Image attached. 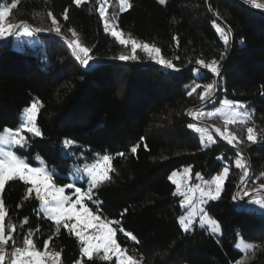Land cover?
Listing matches in <instances>:
<instances>
[{
	"label": "trees",
	"instance_id": "obj_1",
	"mask_svg": "<svg viewBox=\"0 0 264 264\" xmlns=\"http://www.w3.org/2000/svg\"><path fill=\"white\" fill-rule=\"evenodd\" d=\"M104 1L84 0L78 5L74 0H0L5 7L15 3L13 14L34 32L32 38L18 41H13L15 34L0 38V132L16 128L22 110L39 100L36 122L42 135L24 133L27 146L18 151L30 164L38 165L39 157L48 168L69 176L68 169L98 155L112 156L109 179L93 189L94 198L102 202L100 212L91 202L87 206L109 220H120L137 238L133 241L117 228L118 245L137 264H264V209L251 206L250 198L235 203L232 197L243 174L236 159L242 158L247 169L248 161L250 165L236 200L243 196L242 190L254 191L264 181V12L252 8L250 0H209L217 18L207 0H166L164 5L158 0H129L124 10L115 6L116 29L160 49L159 56L174 65L165 69L146 53L136 52L137 60L117 59L132 53L104 31L98 12ZM49 12L58 22L59 35ZM217 27L228 37L227 45ZM227 28L233 34L232 44ZM71 40L88 47L103 69L86 72L68 47ZM198 59L220 63V87L215 104L194 108L190 117L186 109L201 102L203 87L192 95L188 92L197 83L216 80L196 64ZM221 97L250 109L246 124L255 132V142L238 130L236 143L230 145L216 134L217 140L204 146L188 127L200 109L214 107ZM134 145H139L135 154ZM121 152L123 156L117 155ZM225 163L229 172L219 198L204 203L220 233L213 234L196 221L185 231L179 223L185 212L182 195H174L169 174L189 165L195 183L197 173L210 179ZM27 189L28 184L14 179L1 191L4 234L11 236L8 247L31 239L38 251L59 252L58 264H73L81 256V242L63 224L57 232L55 221L40 213L39 200ZM239 238L252 243L246 253L236 248ZM103 257L95 253L82 261L116 262L114 257Z\"/></svg>",
	"mask_w": 264,
	"mask_h": 264
},
{
	"label": "snow or ice",
	"instance_id": "obj_2",
	"mask_svg": "<svg viewBox=\"0 0 264 264\" xmlns=\"http://www.w3.org/2000/svg\"><path fill=\"white\" fill-rule=\"evenodd\" d=\"M75 3L79 5L80 0H74ZM121 5H123L126 0H120ZM158 3L161 5L166 4V0H158ZM250 3L254 8L264 9V4L257 3L256 0H250ZM12 7H16V4L13 3ZM123 10V8L121 9ZM67 9H65V19H67ZM7 15V9L4 8L0 10V22H2ZM49 17H52V13H48ZM100 16L104 19V31L109 33L116 38V40L121 45H127L131 43L132 45V56L120 55L117 59L121 61L128 60H137L136 55L137 48H141L151 59L164 66L165 69H172L174 65L172 62L164 60L163 58H157L160 54V49L156 47H150L148 44L138 45L135 40L129 41L122 38V33L116 30L115 24H110L107 16L105 15V9L100 8ZM51 23L56 26L53 31L56 34H60L61 29L58 26L56 18L52 17ZM14 28L22 29V31L13 32ZM41 29H35V32H40ZM217 31L221 36L224 37V44H228V37L224 34V31L217 27ZM7 35L15 34L19 37H32L34 32L29 29L26 25H9L7 28L3 27L0 24V38H3ZM75 35V33H73ZM175 39V37L173 38ZM68 47L72 50V55L81 65L85 67L86 72H93L103 69V64L94 59L90 54L91 50L88 47L83 46L77 40H71L68 42ZM155 53V55H154ZM223 59V55L221 56ZM197 65H200L203 69H206L208 72L212 73L215 77H219L221 73V66L217 60H212L210 63L205 62L202 59L196 61ZM201 73L197 72L195 74L196 78H200ZM203 87V91L199 93V97L202 103L204 104H215L216 102V92L219 90L220 84L219 80L216 79L212 83H207L201 85L197 83L194 87L191 88V91L188 92V95L195 93L198 88ZM223 105L231 113V118L225 120V124L235 121V118L240 115L236 111L238 105H234L233 102L225 99L222 101ZM242 107V105L240 106ZM40 108L39 100L32 102L31 106L24 109V117L22 120L21 126L16 129L5 128L3 133H0V191L4 190L5 184L7 181L14 179H19L25 184H30L31 187L27 189V192L31 194L35 191L36 198L42 202L45 213L48 218L55 221L57 232L60 231V226L63 224L68 231L75 232V235L81 241V255L82 257H87L92 259L94 252H99L101 249L104 252V259L109 260L111 256L109 253L116 257L115 264H137L136 258L132 255L127 254V250L121 248L117 243L116 231L117 228L120 232H123L125 236L130 237L133 241H136V237L130 232L126 231L121 225L120 220H109L107 217H104L101 213L100 215L94 214L93 211L87 206L89 202L96 206V212H100L102 202L94 198L93 189H96L98 185L109 179V172L111 168L112 156L105 154L101 158L95 159L91 164L84 165L83 169H77V171L72 172L71 169L68 171L71 173V176L61 175L57 172L55 168H42V167H33L30 166V162L27 158L22 157L18 154V151H23L27 146V138L22 133L33 134L36 137L42 135L41 129L37 126V114ZM211 115V113H208ZM190 129H194L197 132L206 131L205 129L199 128L196 124L190 123L188 125ZM216 133L223 139H225L229 144H233L238 138L231 132L227 134L221 129L217 128ZM248 140L255 142V137L253 135V129L248 128ZM143 139V137H141ZM207 139L209 141L213 140L211 135H208ZM7 146H15L17 151L11 150ZM139 145H134L131 148V152L135 154ZM117 155L123 156L124 153H117ZM239 156V153L237 154ZM64 158H67V155H64ZM235 165L238 168L243 169V176H241V181L245 182V177L249 176L248 169L246 165L242 162V158L235 160ZM103 169V171H99ZM185 174L190 172V168L186 167L183 169ZM229 172L228 167H224L223 174H218L214 178V188L211 184L205 189L200 185H197V190L200 191L202 203H207V201H214L219 198L221 193V186ZM177 176V172L173 171L169 176V180H172L174 184L177 185V191L174 195H183L180 192L179 183L173 179ZM197 178H200V174H196ZM39 178V182H37ZM187 179V176L185 177ZM69 181L68 183L59 184L58 181ZM87 183V190L82 191L84 183ZM79 185V186H77ZM74 192L72 195L65 194V190H72ZM261 189H264V185H260ZM243 191V196L240 197L242 200L243 197L249 196V192ZM204 197H207V200H204ZM237 197L234 196L233 200H236ZM187 202V198L184 201H181L183 206ZM249 203L258 204L261 208H264V200L255 199L250 200ZM243 205H238V208H243ZM127 211V210H125ZM204 212L203 209H201ZM249 211H252L249 209ZM4 210L2 207V201H0V221L4 220ZM206 216L207 213L204 212ZM75 223H72V221ZM179 223L183 226V229L187 231L193 223V214L190 213L187 217L180 216ZM115 225L116 227L110 226ZM80 226V230L77 231V227ZM12 226L9 225V230L11 231ZM3 225L0 224V246L4 245L7 242V239H10L9 235L6 237L4 234ZM25 243L31 248L33 246V241L31 239H26ZM48 242L45 241V246L47 247ZM22 250L16 249L13 253V264H17L15 257ZM26 256L29 258H36V264H40L39 258L41 253L39 251H26ZM60 253H55V258L59 261ZM3 255H0V261H3ZM75 264H81L80 260H77Z\"/></svg>",
	"mask_w": 264,
	"mask_h": 264
},
{
	"label": "rangeland",
	"instance_id": "obj_3",
	"mask_svg": "<svg viewBox=\"0 0 264 264\" xmlns=\"http://www.w3.org/2000/svg\"><path fill=\"white\" fill-rule=\"evenodd\" d=\"M81 1H84V0H80V2ZM256 2L264 4V2H260V1H257V0H256ZM110 5H112V7H113L112 10H111V6ZM115 6H117L119 10H121L122 8L124 10V9H126L129 6V0H126V2L123 5H121L120 0H107V1H104V2H100L99 6H98L99 14H100V8L101 7H103L105 9V15L107 16L110 24H115V22H114V20H115V8L114 7ZM4 8L7 9V15L5 16L4 20L2 22H0V24H2L3 27L7 28L9 25H14V26L26 25L29 29L32 30V28L27 23H24L21 19H19L16 15L13 14L11 6L10 7L9 6L5 7L3 5H0V10H3ZM102 20L104 22V19H102ZM16 29H17V31H22V29H19V28H14L13 30H16ZM116 30L119 31L118 29H116ZM32 37H19L18 38L16 35H14L13 36V41L29 39V38H32ZM122 38H124L126 40H129V41L134 40L133 38L126 37L123 34H122ZM137 44L138 45H143V44H140L138 42H137ZM125 48L130 53H132V55H133L131 43L125 45ZM136 52L145 53L139 47L137 48ZM154 55H155V53H154ZM159 58H161V57L158 56V59ZM225 99H227V98L221 97L219 99L218 103L214 107L207 106V107H204V108L199 110V113L202 116V122L207 123L210 127H206V126L202 125L198 120H196L195 117H192L193 119H192V121L190 123L196 124L199 128L206 130V131H202V132H197L196 131L198 136H199L201 144L204 145V146H206L208 144H211L212 142L217 140V135H216L217 133L213 132L210 129L211 127L214 128V130L219 128V129H221V131H224L226 134L228 132H231L236 137H237V135H236L237 131L238 130L239 131L243 130V131H245L246 137H248L247 129L250 128V127L246 124V122L249 119L250 109L244 103H242L240 101H232V100L227 99L230 102H233L234 105H238L236 107V111L238 113H240V115H238L235 118L234 122L225 124V120L231 118V113L229 112V110L222 103V101L225 100ZM32 102L26 107L31 106ZM241 105H242V107H240ZM24 109L20 113V123H19V125L16 128H14L13 130L18 129L21 126L22 120H23V117H24ZM208 113H211V115H209ZM9 129H12V128H9ZM3 131L4 130H2L0 133H3ZM22 134H24V133H22ZM208 135H211L213 137L212 141H209L207 139ZM253 135L255 137V132L254 131H253ZM237 140H239V138ZM234 142L236 143L237 141L235 140ZM7 147L10 148L11 150L16 151L15 150L16 149L15 146H7ZM102 156L103 155H98L96 157V159L101 158ZM36 160L39 161L38 165L30 164V166L48 168L46 165L43 164V162L41 161V159L39 157H36ZM94 161H95V159L93 161L85 162V163H83L81 165H78V166H76L73 169L72 172L77 171V169H83L84 165L91 164ZM186 167L190 168L189 165H186V166H182L180 169L173 170V171L177 172V176L174 177L173 179H175L179 183L180 188H181L182 185L191 183V180H192V176H191L190 172L188 174H185L183 172V169L186 168ZM224 167H228L227 163H225V165L222 167L221 171L218 174H221V175L223 174ZM99 171H103V169H101ZM171 173L169 174V176L171 175ZM218 174H216V175H218ZM243 174H244V172H243ZM243 174H242V176H243ZM216 175H214L210 179H202V178L198 179L197 176H196L195 179L197 181L195 183H196V185H200L202 188L206 189L209 186V184L214 185V178L216 177ZM70 176H71V173H69V177ZM169 176H168V179H169ZM186 176H187V179H185ZM246 178L247 177H245V179ZM170 181L172 182V180H170ZM37 182H39V178H37ZM243 183L244 182H242V184ZM85 184H86V186L83 187L82 191L87 190V183L85 182ZM223 184H224V182H223ZM223 184L221 186L222 189H223ZM174 185H175V192H176L177 191V185L176 184H174ZM260 185H264V181L263 180H261V182L256 184V187L258 186L257 187L258 189H255L254 191H259V190L264 191V189L260 188ZM77 186H79V185H77ZM29 187H31L30 184H28V188ZM73 192H74V188L72 190H67V189L65 190V194H68L70 196L72 195ZM33 193L35 194V191H33ZM262 197H264V196L257 195V196L251 197L249 200H255V199L263 200ZM186 198H187V202L182 206L185 209V212L181 216L187 217L190 213H192L193 214V221H196V224L199 227H204L207 231H209V232H211L213 234H219L220 233V226L217 223V221L214 218L210 217L208 214L206 216L204 215V212H205L204 203H202V201H201L200 191L196 189L195 192H193V193H191L189 195L181 196V201H184ZM0 201H2V199H1V191H0ZM249 204H251V206H253V207H256V208H259V209H264V208H261L258 204H254V203H249ZM39 206H40L39 207L40 213L43 214L45 217H48L47 214L44 211V208L42 206V202L40 200H39ZM2 207H3V205H2ZM201 209H203L204 212H202ZM93 213L97 214L95 212H93ZM72 223H75V221L73 220ZM0 224L3 225V221H0ZM110 226H112V225H110ZM192 227H193V224L189 227V229L192 228ZM182 228H183V226H182ZM76 230L79 231L80 230V226H78ZM73 233L75 234L74 231H73ZM79 241H80V239H79ZM8 246H9V244L7 242L4 245L0 246V255H3V257H4L3 261H0V264H13L12 253L16 249L22 250L15 257V260H16L17 264H36V258H29L25 254L26 251H29V250L38 251L33 246L30 248L29 245H27L25 242L23 244H15L11 248H9ZM251 247H252V243L251 242L245 241V240L240 239V238L237 240L236 248L238 250H240L242 253H246L249 249H251ZM39 252L42 254L41 257L39 258L40 264H58V261L55 258V252L54 251H52V250H50L48 248H44L43 250H41ZM95 253H100L102 256L105 255L102 249L99 252H94L93 255ZM109 255L116 259V257L114 255H112L111 252L109 253ZM82 258L83 257L81 255L80 258L78 259V260H80L81 264H83ZM73 264H75V262Z\"/></svg>",
	"mask_w": 264,
	"mask_h": 264
},
{
	"label": "water",
	"instance_id": "obj_4",
	"mask_svg": "<svg viewBox=\"0 0 264 264\" xmlns=\"http://www.w3.org/2000/svg\"><path fill=\"white\" fill-rule=\"evenodd\" d=\"M207 6H208V8H209V10H210V12H211V14L215 17V18H217V16L215 15V13L213 12V10L211 9V7H210V2H209V0H207ZM252 8H254V7H252ZM254 9H257V8H254ZM258 11L259 10H261V11H263L264 12V10L263 9H257ZM228 29V31H229V33H230V40H231V44H232V42H233V34H232V31L230 30V28H227ZM221 72H222V67H221ZM221 74V73H220ZM216 79H219V77L217 78L216 77ZM216 94H217V92H216ZM204 105V103H199V104H197V105H195V106H191V107H188L187 109H186V114L188 115V116H190L191 117V112H192V110L194 109V108H198V107H201V106H203ZM193 119V118H192ZM202 125H204V126H206V127H210L207 123H205V122H202V121H199ZM211 129V128H210ZM212 130V129H211ZM213 131V130H212ZM214 132V131H213ZM248 172L250 173V165H249V161H248ZM241 184H242V181H241V179L239 180V182H238V184H237V186H236V188H235V190H234V192H233V194H232V197H234V196H236V193H237V191H238V189H239V187L241 186ZM249 196H246V197H243V199L241 200V199H239V200H234L235 201V203H241V202H244V201H246L247 199H249V198H251V197H254V196H257V195H260V196H264V191H262V190H259V191H251V192H249Z\"/></svg>",
	"mask_w": 264,
	"mask_h": 264
},
{
	"label": "built area",
	"instance_id": "obj_5",
	"mask_svg": "<svg viewBox=\"0 0 264 264\" xmlns=\"http://www.w3.org/2000/svg\"><path fill=\"white\" fill-rule=\"evenodd\" d=\"M192 113V112H191ZM196 120L198 121H202V116L200 113H198L196 116H195ZM196 183H189V184H185V185H182L181 188H180V192L183 193L182 196H185V195H189L193 192L196 191L197 187H196ZM212 187L214 188V185H212ZM204 200H207V197H204Z\"/></svg>",
	"mask_w": 264,
	"mask_h": 264
}]
</instances>
